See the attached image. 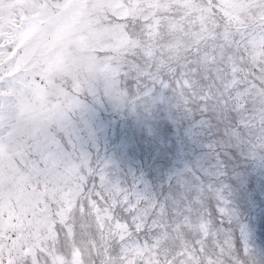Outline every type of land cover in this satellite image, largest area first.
I'll return each mask as SVG.
<instances>
[{
	"label": "snow or ice",
	"instance_id": "obj_1",
	"mask_svg": "<svg viewBox=\"0 0 264 264\" xmlns=\"http://www.w3.org/2000/svg\"><path fill=\"white\" fill-rule=\"evenodd\" d=\"M103 6L129 58L52 85L25 38L79 5L0 0V264H264L243 215L264 173V0ZM101 106L142 171L80 135Z\"/></svg>",
	"mask_w": 264,
	"mask_h": 264
},
{
	"label": "rangeland",
	"instance_id": "obj_2",
	"mask_svg": "<svg viewBox=\"0 0 264 264\" xmlns=\"http://www.w3.org/2000/svg\"><path fill=\"white\" fill-rule=\"evenodd\" d=\"M72 2L79 7L58 28L47 33L32 32L25 38L31 42L29 57L35 59L38 67H42L48 83L52 85L66 78L92 75L102 67H116V63L105 65L106 59L123 62L133 50L131 37L122 29L109 26L107 11L110 9L106 10L103 0ZM195 14L198 18L199 12ZM177 30L183 35L184 25H178ZM197 38L193 34L173 40L172 51L184 47L185 40ZM143 39L147 40V35ZM128 128L129 121L101 106L91 117L88 128L82 129L80 135L87 139L91 133L98 142L102 155H115L124 161L125 167L131 166L142 171L140 161L128 155L122 147ZM145 182L158 188L163 178L153 179L145 172ZM254 185L258 199L248 205L243 215L246 222L253 225L254 246L257 249V258L260 259L264 257V173L255 174Z\"/></svg>",
	"mask_w": 264,
	"mask_h": 264
}]
</instances>
